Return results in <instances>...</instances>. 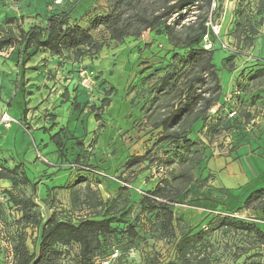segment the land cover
Returning a JSON list of instances; mask_svg holds the SVG:
<instances>
[{
  "label": "trees",
  "instance_id": "1",
  "mask_svg": "<svg viewBox=\"0 0 264 264\" xmlns=\"http://www.w3.org/2000/svg\"><path fill=\"white\" fill-rule=\"evenodd\" d=\"M11 1L18 3L23 0ZM223 1L106 0V13L103 16L94 15L87 29L80 27L78 20L70 17L69 11L53 13L45 19L43 27L34 26L28 31L23 30L20 20L4 19V25L12 24V27H0V52L17 48L18 62L27 55L28 59L41 51L56 56L70 55L74 62L86 56H96L103 44L93 38L91 31L98 29H102L107 39L115 44L127 39L138 40L148 32L150 37L163 41L170 49V56L163 62V73L156 78L140 108L141 125L157 132L158 138L153 147H163V153L159 156L148 150L142 156L130 157L125 163V170L129 174L146 165L148 169L154 167L163 171L164 177L150 190L140 192L137 202L130 198L128 187L131 183L127 181L122 182L123 186L116 190L115 196L105 201L91 182L94 180L98 188L105 180V177L90 173L92 170L101 172L99 166L90 164L88 155L75 154L73 161L62 169L72 171L71 165L77 167L74 168L77 177L73 183L52 188L44 186L45 190L42 191V204L47 210H52L57 204V191H67L70 215L84 211L87 213L72 223L60 219L56 212L43 217L36 202L38 184L28 179L21 169L22 164L13 168L0 164V181L9 184L8 188H0V192L10 208L17 213L13 220L15 229L10 237L8 264H65L62 260L64 253L60 248L68 249L72 246L77 247V264H93L99 255L111 250L116 244L121 247V253H126L135 246L138 234L134 224L142 219L155 240L169 243L172 247L167 262L162 263L157 257H151L145 264H222L214 257L215 249L211 242L216 233L231 240L225 243L223 249L232 264H238L241 260L239 264H264L260 252L264 249V232L255 222L264 223V186L252 189L239 207L231 211L224 209L221 204L224 212H215L216 215L208 221L206 228H188L183 219L177 218L175 214V207L187 194L189 187L198 183L192 169L204 162L200 148L202 142H193L189 138L194 129L200 126V131L205 133L209 142L211 137L222 131H233L234 126L253 128L257 105L262 103L264 61L261 60V63L256 60L253 66L239 72V80L235 82L233 93L237 95L240 106L229 114L222 116L216 113L211 118V111L220 105L226 94L215 65L216 51L213 44L216 36L207 24L213 10L223 6ZM263 5L261 0L260 8ZM244 11L238 8L234 13L236 39H242V43L249 49L258 32L248 22L250 16H255L246 15ZM260 23L261 20L258 25ZM206 44H210L211 48L205 49ZM223 51L227 52L225 49ZM233 61V56L225 60L227 73L234 71ZM115 91L114 87H110L103 92L99 107H88L98 123L99 132L103 128L102 113L110 106L111 95L114 96ZM253 91L247 104L242 97ZM241 93L242 97L239 98ZM62 99V103L67 102L68 94L63 93ZM79 107L76 104L74 109L78 110ZM229 115L232 116L229 118ZM50 121L53 123L55 117L52 116ZM53 128L54 124H51L49 130L43 128V131L48 133ZM257 132L260 136L261 129ZM97 138L96 135L91 145L94 146ZM49 140L62 160L69 141L66 134L60 130L51 135ZM72 140L75 141L72 148L79 153L84 152L83 141ZM241 147L238 145L234 151ZM206 172L208 174L201 180V184L210 183L214 179L208 167ZM21 188H28L29 194H25ZM2 207L0 204V217L4 221ZM239 211L253 212L256 217L250 223L239 220L235 217ZM120 225L124 226L123 230L119 228ZM27 231L34 232L32 250L27 245ZM235 239L238 241L234 242Z\"/></svg>",
  "mask_w": 264,
  "mask_h": 264
},
{
  "label": "rangeland",
  "instance_id": "2",
  "mask_svg": "<svg viewBox=\"0 0 264 264\" xmlns=\"http://www.w3.org/2000/svg\"><path fill=\"white\" fill-rule=\"evenodd\" d=\"M231 1L232 0H224L223 6H220V8L216 7L211 16V22L217 31L213 44V48L216 51L215 65L219 70L224 93L225 90H228V93L220 105L211 111V118H214L218 113L222 116L227 113L229 114L232 111H236L240 106V102H238L236 97L237 95L232 91V84L230 83L231 85H229V82H232V78L235 76L233 72L237 67L236 61H233L234 71L232 73H227L225 60L230 56H233L235 60L244 58L247 48L242 43V39L239 41L236 39L237 34L234 23L235 12L232 9L233 4ZM26 2L28 5H26ZM77 3L78 0H26L24 4H21L20 2L15 3L11 0H0V27L4 29L12 27V24L4 25V13L1 12L8 13L10 16H17L15 19L20 20L23 30L28 31L34 26L43 27L45 19L53 13L69 11L73 17L82 15L86 9L79 4L76 6ZM82 4H84V2ZM100 4H106L107 8L106 1H100ZM30 7L33 8L37 14L40 13L43 16H39L31 11H26ZM89 14L90 16L96 15L95 9L89 11ZM256 17L254 18L256 20L251 24L258 28L260 12ZM4 18H7V16ZM87 18L88 15L83 16L78 19V22L82 21L84 26H87L90 23ZM93 38L98 42H102L103 48L100 51L101 54L98 53L96 55L97 57L86 56L79 60L82 67L77 68V70L85 71V73H81L80 71L75 73V71H73L75 69L70 65V62L74 63V61L70 59V55L56 56L41 51L30 56L28 59L26 58L27 55L18 62L17 48L0 52V99H15L18 94V99L21 101L19 108L18 106L16 108L12 107L11 110L14 115H18L14 118L18 122V124H15V130H12L8 135L7 131L3 127H0V164L7 168H13L20 163H24L25 172L28 176L32 177L33 172H39L42 167H44V164H40L38 160H42L41 158L45 157L46 160L49 161H47L49 164L54 165V171L57 170L55 176H60L62 174L68 175L69 172L75 173L74 168H72V171L69 169L64 172L62 169L66 167L68 162L73 161L75 154L85 156V153L84 155L82 154L83 152H76L74 148H72L70 150H72V152L75 151L72 154L69 153L70 150L67 149L64 152L65 155L62 160H60L57 154V162L54 163V154L51 153L54 145L49 140L50 133L48 132V134L42 129L33 131L30 133L31 135L27 132L31 129L30 123L33 119L31 118L32 115L34 112H39L40 105L42 107V103H44L42 97L44 95H48L49 97L50 94H57L61 97L64 92L68 94L67 90L65 91L64 89L66 79L72 80V78L75 77L74 75H78L75 82L85 85L91 95L93 96L96 94L95 97H97H88L89 99L84 106L80 105L79 107L81 113L84 111L89 112L86 106L89 103H93V106L99 107L100 101L103 98V92L109 90L110 87H114L116 90L114 96L111 95L110 106L104 109L102 113L101 122L103 123V128L101 132H99L97 128L92 134L93 128L95 129V127H93V123L89 121L86 130L88 133L82 136L89 139L91 137L95 138L97 135L99 138V145L103 147L102 151H100V155L97 157L98 161L95 165L98 167L99 164L98 169L106 174V177L98 188L95 186L94 180H91L92 187L96 189L101 195V198L106 201L116 195V190L120 186H123L122 182L127 181L131 183L130 186L132 188L136 189L134 190L130 186L128 187L131 200L137 202L141 194L140 192L150 190L164 177L163 171H159L154 167L148 169L145 167L146 165H143L132 174H129L128 171L125 170V163L130 157L142 156L148 150H152L153 154L158 153L159 156L163 153V147H153V144L158 138L157 132L144 128L141 125L142 115L140 108L149 95L156 78L163 73L162 71L165 65L163 62H165L164 59H166V57L170 56V49L163 41L159 39L155 40L150 37V33L148 32L143 34L138 40L127 39L120 44L109 41L105 33L101 30L95 32ZM223 45L226 47L225 50L227 52H224L220 47ZM139 48H143V50L139 51ZM28 54L31 53L29 52ZM99 58H101V62L99 65H95L99 73L91 71L89 68H93L94 61ZM57 67L62 69L59 76L56 73ZM254 92L255 91L245 93L244 97H242L241 93L239 98L242 97V100L246 101L248 104ZM12 94H14V97ZM73 94H76V91H73ZM37 100H40L41 103L35 108H26L29 104L33 103L34 105V102H37ZM2 104H0V117L3 113H6L8 107L11 106V104ZM217 110L219 111L217 112ZM41 112H43V114H40V116L37 117L38 119H35L37 121H44L45 124L50 127V118L53 115L50 111L45 109H41ZM256 115L257 118L253 128L249 126L248 128L241 129L234 126L233 131H222L219 135L211 137L209 142L206 140L205 133L200 131V126H197L193 134L189 136L190 140L193 142H202L200 148L203 151L204 162L198 168L192 169L194 179L198 181V183L189 187L187 194L183 197L178 206L175 207L177 218H182L186 227L195 230L206 228L208 221L216 215L215 212H224V209L221 207V200L214 192L215 190L212 186L213 180L210 183L208 181L207 183L201 184V180L208 174V172H206V162L210 163L211 167L214 168L215 166L213 165L216 163L213 162L226 156V154L235 152L234 148L238 147V145L244 146L250 142L252 148L258 147L256 145L261 142V138L257 131L261 128V120L264 119L262 114V103H258ZM16 128L20 130H16ZM77 135L78 133H76V136ZM32 136L36 140L37 151L33 146ZM66 138L69 139L66 146L68 144L70 146L71 144H75L70 134H68ZM89 142L90 143L86 146L87 148H85L88 149L86 153L91 154L94 150L92 147L93 145H91L93 139ZM165 149L166 148H164V150ZM61 161L64 163L61 164ZM254 161L252 158H244L241 160V166H243V169L247 173L252 167L260 170L259 162L263 163V161L259 159H254ZM35 162H38L40 165L36 167ZM176 164L178 165L179 163L176 162ZM23 165H21V169H23ZM48 167L49 166H47V168ZM51 169L49 168L48 171H51ZM218 179L220 180V178ZM56 180L59 179L57 178ZM33 181L38 185L40 184L38 179H34ZM61 182L62 181L58 182V184ZM251 185H253L251 189L259 188L262 185V181L254 182ZM21 190H23L25 194H29L28 188H21ZM43 190H45L43 184H41V187H37L36 202L40 206L44 218H46L48 214L56 212L60 219L76 223L80 216L87 214L84 211L80 214L70 215L68 193L66 190L56 192L57 204L52 210H47L42 204ZM0 204L3 206L5 219L3 221V218L0 217V264H8L10 262V237H12L13 230L15 229L13 220L17 217V213L14 209L10 208L1 192ZM251 216L252 214L249 215V213L243 211L235 215L239 220L248 223L253 221ZM130 222L133 223L132 220H130ZM134 225L138 238L133 248L126 253H121V247H118L116 244L111 250L105 251L102 255H99L93 264H145L151 257H157L162 263L167 262L172 253L170 244L155 240L143 219L141 222ZM119 228L123 230L124 226L120 225ZM260 228L264 232V226ZM27 234V245L29 249L32 250L34 232L27 231ZM236 241H238V239L234 240V242ZM211 242L215 249L214 257L222 264H232L231 260L227 257V253L223 249L225 243L231 242V240L228 237H223L216 233L211 238ZM60 250L64 253V258L62 260L65 264H77L76 246H72L68 249L60 248ZM260 252L264 262V249L260 250ZM241 262L242 260L239 263Z\"/></svg>",
  "mask_w": 264,
  "mask_h": 264
},
{
  "label": "crops",
  "instance_id": "3",
  "mask_svg": "<svg viewBox=\"0 0 264 264\" xmlns=\"http://www.w3.org/2000/svg\"><path fill=\"white\" fill-rule=\"evenodd\" d=\"M25 1L26 0H23L20 3L24 4ZM100 1H106V0H78V3L76 4V6L79 4L81 7H84V9H86V10L82 15H79L77 17H73L70 14V17L75 19V20H78L81 17L88 15L87 19L91 23L95 16H103L107 11L106 4L105 5L100 4ZM260 1L261 0H232L231 1L232 4H236L237 9L239 8L243 11L245 10L244 12L246 13V15L250 14V15L256 17L257 14L260 12L259 20H261V23H260V25H258V28H257L258 35H256L253 39V46L251 48L247 49V52L244 55V58L239 59V60H235L236 65H237L235 71L233 72V74L235 76H233L232 82H229V85L232 84V86H233L232 91H234V89H235V82L239 80L238 75H239V72L241 70H243L246 67L253 66L255 64L254 61H256V60H260V62H261V60L264 61V5H263V7L260 8ZM83 2H84V4H82ZM263 2H264V0H263ZM26 5H28L27 2H26ZM75 7H74V9H75ZM93 9H95L96 15L90 16L89 11H91ZM26 11H31L32 13H36L35 10L31 7L28 8V10H26ZM1 13H4V17L7 16V18H15V17L17 18V16H15V15L10 16L8 13H5V12H1ZM37 15L43 16L40 13ZM4 17H3V20L5 19ZM254 20H256V19H254L253 17L251 18V16H250L248 22L253 23ZM259 20H258V22H259ZM90 23L87 26H84L83 22L81 21V22H78V25L84 29H87V28H89ZM100 30L103 31L102 29L91 31V35L93 36V34L95 32L100 31ZM99 53L101 54V52H99ZM95 57H97V56H95ZM100 62H101V58H99L98 60H95L93 68H89V69L93 72L94 71L98 72V69L95 67V65H97V64L99 65ZM70 65H72L73 68L75 69V70H73V71H75V73H77L79 71L81 73L82 72L85 73V71L77 70V68L82 67L80 61L74 62V63L70 62ZM238 65H240V66H238ZM61 72H62V69L57 67L56 73L58 74V76L61 74ZM74 76L75 77H73L72 80L67 78L66 82L64 84L65 85L64 89H65V91L67 90V92H68V98L69 99L67 102L62 103L63 102L62 95H61V97H59V95H57V94L56 95L50 94L49 97H48V95H44L42 97L44 100V103H42V107L40 105L39 112H34V114L32 115L31 118H33V119L30 123L31 129L27 133L30 134L33 131H37V130H41V129L43 130V128L48 130L49 126H47L44 121H41V120L37 121L35 119V118L39 117L40 114H43V112H41V109L42 110L45 109V110L50 111L51 114L55 117V121L53 123H51V124H54V128L49 132L50 136L53 135L54 133H57L60 130H63V132L66 134V136H68V134H70L72 138L82 140L84 143V147H86L90 143L89 141H92L93 137L86 139V138H84L85 136L84 137H82V136L84 134L86 135V133H88V131L86 132V130H87V125L89 124V121L92 122L93 127H95V129L93 128L92 134L97 129L98 124L94 120V114H92V113L90 114V111L89 112L84 111L83 113H81V111H79V109L75 110L74 106L76 104L84 106V104L88 101V99L90 97H93V96H94V98H97V97H95L96 94H94L92 96L91 93L89 92L88 88L85 85L76 83L75 81H76V78L78 75H74ZM56 84H57V82H56ZM90 90H91V88H90ZM73 91H76V94H73ZM227 93H228V90H225V94H227ZM13 95L14 94H12V96ZM261 96H262V114L264 116V88L261 89ZM17 99H18V94L16 95L15 99L4 98V100H2V98H1L3 103L11 104V106L8 107V110L6 113H8L13 118H16L18 115L17 114L14 115L11 112L12 107L16 108L18 106V108H19L21 105L20 99H18V100ZM40 103H41V101L37 100V102L36 101L34 102V105H33V103L29 104L28 106H26V108L27 109H31L32 107L35 108ZM92 105H94V104L89 103L86 106L90 107ZM261 122H262V125L260 128L261 129V133H260L261 142L256 145L258 147L252 148L251 143L249 142L246 145H244L243 147L236 150L235 152L230 153V154H226V156H223V157L217 159L215 162H213V163H216L213 165V166H215L214 168L211 167L210 163H208V165H207L208 169L210 170V173L214 176L213 183H212L213 187L216 189L214 192L220 198V200H221L220 203L222 205H224V209H227L228 211L235 209V207L236 208L239 207V205L242 203V201L251 192V190H252L251 187L253 186V185H251L252 183L262 181V185L260 187L264 186V119H262ZM0 127H3L7 131L8 135L12 130H15V128H14L15 124H10L8 127L0 125ZM16 130H20V129L16 128ZM76 133H78L77 136H76ZM32 140H33V146L37 151L38 149H37V145H36V140L33 136H32ZM43 145H44V143H43ZM86 148L82 154L85 153L86 155H88L90 164H95L98 161L97 157H98V155H100V151H102V149H103V147H100V145H99V138L96 140V143H94V146H93L94 150L92 151L91 154L86 153V151H88V149H86ZM52 149L53 150L51 151V153L54 154L53 162L55 163V162H57V151H56V148L54 146L52 147ZM66 149H68V150L72 149V144H71V146L68 144L66 146ZM74 150H75V148H74ZM75 151L77 152L78 150L76 149ZM69 153H72V150H70ZM244 158H252L253 161H254V159H259V160L263 161V163L259 162L260 170H257L256 168L252 167L250 169V171L247 173L243 169V166H241V160H243ZM41 159L42 160H38V162L40 164H44V167H42L41 171H39V172L38 171L33 172L32 177L28 176L27 173L25 172V164L20 163L22 165L24 164L23 170L26 173V175L30 181H33L34 179L39 180L40 184L38 185V187L39 186L41 187V184H43L44 186H47L48 188L68 186L71 183H73V180L76 179L77 174L72 173V172H69L68 175L62 174L60 176L59 175L55 176V174L57 173V170L54 171V168H53L54 165L49 164L48 163L49 161L46 160L45 157H42ZM38 162H35L36 167H37V165H40ZM256 163H258V162H256ZM47 166H49V167L47 168ZM98 166H99V164H98ZM49 168L50 169L52 168L51 171H48ZM64 171L65 170H63V172ZM57 178L59 180H56ZM218 178H220V180ZM60 181H62V182L58 184V182H60ZM8 186H9L8 182L0 181V188L4 189V188H8ZM224 188L227 191L226 190H218V189H224ZM239 212L241 213L242 211H239ZM243 212H245V213L247 212V213H249V215L252 214L251 218H253V220L256 217V215L253 212H250V211H243ZM235 215H237V213ZM255 222L258 224L259 227L264 226V223H260L257 221H255Z\"/></svg>",
  "mask_w": 264,
  "mask_h": 264
},
{
  "label": "built area",
  "instance_id": "4",
  "mask_svg": "<svg viewBox=\"0 0 264 264\" xmlns=\"http://www.w3.org/2000/svg\"><path fill=\"white\" fill-rule=\"evenodd\" d=\"M232 5V4H231ZM212 7H214V4H212ZM236 4H233L232 6V9L233 11L237 10L236 8ZM234 15V14H233ZM235 18H236V15H235ZM207 26H209L211 28V30L213 31V33L216 35L217 31L215 29V27L213 26L212 22H211V17L209 18V21H208V24ZM206 40V38H205ZM211 48V45L210 44H206L205 46V49H210ZM223 49H226V47L223 45L222 46ZM232 116V115H230ZM10 124H18L17 120L14 119L12 116H10L8 113H3L0 117V125H3V126H9ZM72 168H75L76 166L75 165H71ZM77 168V167H76ZM92 175H97V176H100L101 177H106L105 174H103L102 172H98L96 170H92L90 172Z\"/></svg>",
  "mask_w": 264,
  "mask_h": 264
}]
</instances>
